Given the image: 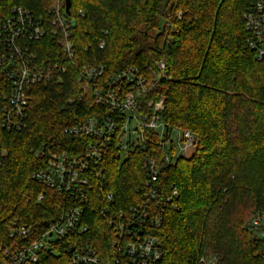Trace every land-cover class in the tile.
Instances as JSON below:
<instances>
[{
	"label": "trees",
	"instance_id": "16d2710c",
	"mask_svg": "<svg viewBox=\"0 0 264 264\" xmlns=\"http://www.w3.org/2000/svg\"><path fill=\"white\" fill-rule=\"evenodd\" d=\"M258 1L71 0L77 61L103 64L109 72L165 63L166 78L153 90L155 100H163L161 120L199 142L192 157L161 169L164 191L176 189L179 196L151 232L162 244L160 264H195L208 249L217 264H264V240L246 227L264 212V62L249 48L243 20ZM14 6L36 18L48 8L46 0H0V15ZM75 75L70 67L64 83L32 88L21 132L2 128L10 90L0 78V250L10 229L32 225L43 232L65 206L32 174L43 165L39 148L61 151L69 144L64 128L76 118L62 106L77 95ZM143 180L140 156L122 165L111 161L103 190L130 206ZM91 221L92 233L102 228L99 217ZM38 264H67V258L43 255Z\"/></svg>",
	"mask_w": 264,
	"mask_h": 264
},
{
	"label": "built area",
	"instance_id": "2783aa9c",
	"mask_svg": "<svg viewBox=\"0 0 264 264\" xmlns=\"http://www.w3.org/2000/svg\"><path fill=\"white\" fill-rule=\"evenodd\" d=\"M46 2L44 17L22 6L0 15V78L10 90L2 128L26 129L32 88L60 85L74 69L77 95L62 106L76 118L64 128L69 144L61 151L39 148L43 165L32 174L33 181L60 194L65 206L43 232L32 225L10 229V242L0 250L2 264H38L43 255L65 256L67 264H160L162 244L151 232L161 227L162 210L179 196L176 189L164 191L161 169L189 158L199 144L190 131L169 130L161 120L163 100H155L153 90L166 78V64L114 72L97 62L81 65L66 0ZM243 20L249 48L264 62V0L251 4ZM99 46L103 49L105 41ZM132 156L142 158L144 180L138 202L120 206L103 190L105 173L111 161L122 165ZM91 216L103 225L96 233ZM248 230L264 240V212L250 220ZM217 263L206 251L195 264Z\"/></svg>",
	"mask_w": 264,
	"mask_h": 264
},
{
	"label": "rangeland",
	"instance_id": "374dc122",
	"mask_svg": "<svg viewBox=\"0 0 264 264\" xmlns=\"http://www.w3.org/2000/svg\"><path fill=\"white\" fill-rule=\"evenodd\" d=\"M150 35H151V37H155V36L157 35V33H156V32H152ZM173 136H174V137H177V133L175 132ZM198 145H199V144H198ZM174 147H176V148L178 147L177 144H176V141L174 142ZM176 153H178V151H176ZM193 154H194V153H193ZM193 154L189 155V157H192ZM248 223H249V222H248ZM246 227H248V224H247ZM208 250H209L210 253L213 252V251H211V249H208Z\"/></svg>",
	"mask_w": 264,
	"mask_h": 264
},
{
	"label": "water",
	"instance_id": "95a60500",
	"mask_svg": "<svg viewBox=\"0 0 264 264\" xmlns=\"http://www.w3.org/2000/svg\"><path fill=\"white\" fill-rule=\"evenodd\" d=\"M70 9H71V0H66V12L70 14ZM73 27H76L75 22H73Z\"/></svg>",
	"mask_w": 264,
	"mask_h": 264
}]
</instances>
